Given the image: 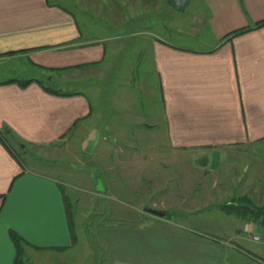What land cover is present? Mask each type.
I'll return each mask as SVG.
<instances>
[{"label":"crops","instance_id":"1","mask_svg":"<svg viewBox=\"0 0 264 264\" xmlns=\"http://www.w3.org/2000/svg\"><path fill=\"white\" fill-rule=\"evenodd\" d=\"M201 3L196 18L211 38L199 49L175 46L146 23L128 35L143 38L145 57L155 70L167 144L174 151L263 148L264 26L253 27L264 20V0ZM242 29L250 30L223 40ZM102 43L83 33L74 13L55 0H0V264H16L11 233L24 241L28 264H61L59 253L73 244L65 171L49 160L56 158L58 142L90 136L99 123L91 122L85 94L45 83L52 82L51 73H68L62 82L70 85L91 80L92 73L100 76L97 69L106 56ZM28 68L32 73H24ZM25 79L33 80L26 88L5 83ZM216 210L225 214L221 205ZM145 228L102 232L108 262L264 264V258L230 241H198ZM242 228L235 236L258 226ZM262 232L255 234L264 237Z\"/></svg>","mask_w":264,"mask_h":264},{"label":"rangeland","instance_id":"2","mask_svg":"<svg viewBox=\"0 0 264 264\" xmlns=\"http://www.w3.org/2000/svg\"><path fill=\"white\" fill-rule=\"evenodd\" d=\"M55 1L74 13L83 33L101 39L106 48L97 69L100 76L92 73L91 80L70 85L62 82L68 73H51L52 82L45 83L85 94L92 107L91 122L99 123L90 136L58 142L57 156L49 160L65 171L61 178L75 232L73 244L59 253L58 262L108 264L102 232L143 227L183 233L198 241H230L264 258L259 252L264 244L251 239L256 231L263 233L262 224L216 210L239 197L264 208V147L171 149L157 77L145 57L143 38H128L146 23L153 34L175 46L201 48L202 41L211 38L207 26L196 18L201 0H191L183 12L168 7L167 0ZM97 179L103 182L104 194L95 189ZM152 206L166 212L167 218L146 213ZM199 206L202 210L194 212ZM244 223L258 229L235 236ZM261 233L255 235L262 237Z\"/></svg>","mask_w":264,"mask_h":264},{"label":"trees","instance_id":"3","mask_svg":"<svg viewBox=\"0 0 264 264\" xmlns=\"http://www.w3.org/2000/svg\"><path fill=\"white\" fill-rule=\"evenodd\" d=\"M262 26H264V20L257 23L253 28H260ZM250 29H242V30L234 31L226 35L223 38V40H226V41L230 40L237 35H240L244 32L249 31ZM32 81H33L32 79L9 80L5 83L14 82V83H17L21 88H26L28 85L32 83ZM51 93L56 94V95H62V96L76 95V93H60V92H54V91H52ZM5 132H9V131L6 130ZM221 210L226 215L236 216L237 218H240L242 220L258 222L264 226V208H255L247 197H239L238 199H234L231 202H228L227 204H223L221 205ZM67 214L70 219L71 218L70 204L67 205ZM72 223L73 222L71 221L70 227H71V233L73 236L72 241H74L75 236H74V232H72V226H73ZM10 237L15 246L16 254H17L15 263L16 264H28L24 259V256H25L24 241L13 233L10 234Z\"/></svg>","mask_w":264,"mask_h":264},{"label":"water","instance_id":"4","mask_svg":"<svg viewBox=\"0 0 264 264\" xmlns=\"http://www.w3.org/2000/svg\"><path fill=\"white\" fill-rule=\"evenodd\" d=\"M190 2L191 0H167V3L170 5V7L177 12H183L186 9V7L190 4ZM95 189L100 194H104L106 192V189L103 186V182L101 179H97V184ZM145 212L150 215L159 217L161 219L167 218L166 212L163 211L161 212L152 208H146Z\"/></svg>","mask_w":264,"mask_h":264},{"label":"built area","instance_id":"5","mask_svg":"<svg viewBox=\"0 0 264 264\" xmlns=\"http://www.w3.org/2000/svg\"><path fill=\"white\" fill-rule=\"evenodd\" d=\"M251 239L255 242L264 244V237H261L260 235H253Z\"/></svg>","mask_w":264,"mask_h":264}]
</instances>
